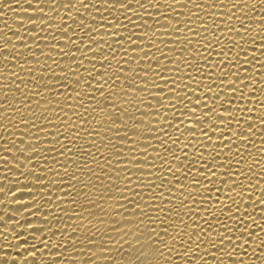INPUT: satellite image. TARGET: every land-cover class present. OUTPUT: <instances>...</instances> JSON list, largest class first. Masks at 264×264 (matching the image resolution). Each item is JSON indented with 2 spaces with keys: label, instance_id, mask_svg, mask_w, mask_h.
Segmentation results:
<instances>
[{
  "label": "snow or ice",
  "instance_id": "6c2138e0",
  "mask_svg": "<svg viewBox=\"0 0 264 264\" xmlns=\"http://www.w3.org/2000/svg\"><path fill=\"white\" fill-rule=\"evenodd\" d=\"M15 2V0H12ZM164 7L166 9L173 10V4L169 3L168 0H163ZM192 7L203 12L205 9V4H208L209 8L214 9L217 7V3H209V0H191ZM260 10L264 12V0H257ZM29 8L35 7L33 4L29 3ZM106 6L109 11V15L112 19L109 20L108 17H101L100 20H96L92 16V12L95 11L97 15L100 13V8ZM151 6L153 10L157 13V17H152L149 15V19L154 20V25L149 26L143 17H139L142 21V25H136L132 16L129 13L135 14V9L139 8L143 10L146 14L148 12V7ZM44 7H50L53 12H57V16L54 18L56 21V28L54 31L58 32L60 39L54 46L49 48V52H57L59 56L64 57L70 61V64L63 66L61 73L59 75L55 74L54 70L47 64L42 65L40 79L36 80L35 73L32 69H28L29 73L32 74V83L35 84L37 91L32 92L31 95L21 92L19 87H16V92H20L21 96L27 101L31 102L33 96L36 98L37 108L41 107L40 101L44 100L45 110H47V105L49 101L44 98L43 91L52 92L53 87L49 83L44 82L45 77L51 74V80L54 82V87L57 92L62 89H69L66 93V101H71L76 99L79 101V107L83 109L84 113L90 116V120L86 121L81 119L79 113H74L78 121L77 124H72L70 127L67 121H64L60 127H69V132L79 129L82 125L90 124L91 121H96L99 125L98 128L87 127L83 128V131L87 136L93 137L92 140L88 141L89 148L86 150H77L73 152L74 156L83 157L87 161L88 157L92 156L91 149L95 148L98 154L102 155L101 148L97 146L96 139L101 137L100 129H103V137L101 139V145L104 148L111 147L112 151L115 153V159L118 164H123L127 160L128 164L136 167V180L137 181H147L144 187L147 188L148 194L152 197L153 204L149 205L142 198L139 202L129 200L125 195L126 192L131 191L133 195H139L136 192L135 187L132 189L128 188V185L133 184L132 180V168L122 167L115 168L111 164L112 153H109L108 157H103L105 165L107 167H101L99 163L93 159V163L97 164V168L100 169L99 173H95L92 169H87V174L97 181L100 187H105L102 183L101 178L105 177L109 181L108 191L112 192V187H115L116 193H118L120 198H123L126 202L133 205L132 211L128 213V216L123 217L121 221H115L113 226H111L110 231L116 233L113 237L109 234H101L99 241L96 238V233H90L85 237V241L82 242L77 239L76 244H73L72 250L76 251V245H82L83 248L87 249V254L90 257L89 261H85V264H94V261L99 258L103 261V264H114L112 257L113 251L117 255L122 257V264H175L172 259L173 256L178 257L180 260L184 261V264H197L196 252L200 251V245L204 244L205 249L203 254H207L208 247L215 248L216 251H223L224 241L227 240L229 245H232L234 250L237 245L233 244L231 236L232 233L226 223H222L217 220L216 212L212 208H206L204 211L212 219L200 216L199 211L195 209L197 203V198L202 202H207L209 204L219 203L221 204L220 212L228 220H234L237 224V231H239V226L242 221L238 218L240 216L239 201L231 195H227V199L231 200V204H226L220 200L219 194L221 192V187L217 186L219 183L221 186L227 189L229 193L235 192L236 188H241V192L237 195H242L243 187L240 181H237V176H242L245 180L250 179L249 173L253 171V168L245 162V152L244 155L241 154L240 148L242 144L249 143L247 137L253 135L252 127L254 126L250 120L245 122L248 123V128L244 129L241 127L242 120L244 117L237 119L235 112L236 108H224V105H218L217 99L229 96V90L234 92L237 90L236 82L241 80L240 75H236L233 69L243 70V63L247 62V57L249 55L248 49L245 48V44L248 42L244 39V35L251 29L245 27L242 20L238 17H231L237 19L240 23L243 32L235 30V26L227 27L224 26V30L228 32H235V36H239L244 43H238L235 39L229 40L227 43L221 45L220 36L222 32L219 25H213L211 28L207 26V20H201L200 17L194 16L189 9L186 13L187 19L180 20L178 15H173L171 20L169 19L167 12L160 11V4H153V0H145V3H141L140 0H136V4L132 5L129 0H102V4H97L96 0H53V4H44ZM184 8H188L187 4L183 5ZM233 8L239 7L243 9L251 8L252 11L256 10V4L248 3H233ZM0 8L12 11V6L9 0H0ZM65 9V15L61 16L58 9ZM80 9H84L87 15H84L81 19ZM75 11L76 15L73 16L72 13ZM113 12H120L123 16V20L127 21V24L123 23L119 16H114ZM36 13L38 18L44 17L43 8L36 7ZM75 25V29L68 24V21ZM200 21L199 26H197V21ZM88 21H91L90 23ZM172 21H175L173 23ZM21 27L24 26L23 22ZM28 22L32 24V27L36 29V32L32 33L31 39L35 43L40 39V31L37 24L33 21L32 16L29 15ZM45 24V30L48 28V21L45 19L42 21ZM261 24H264V17L260 20ZM107 25V27H105ZM131 25V27H129ZM159 25L160 28L165 29L170 32L174 40L171 41L173 45H184V47L176 48L172 47L169 49L170 52H179V57L175 58L169 56L168 52H164L160 49L159 45L155 42L156 27ZM7 26V25H6ZM142 27L143 29H148L143 35H138L135 28ZM79 29V32L76 31ZM103 34H101V30ZM149 32L152 33L149 36ZM190 33L194 37H201L196 41L200 48L205 49L209 55L213 52L220 57V60L215 65H212V69L218 70L216 75L213 76L207 71L206 68H201L198 61L202 60L204 65H208V56H203L200 54L199 49L196 48V44L192 43V40L185 36L184 33ZM203 33H210V37L203 36ZM95 34V35H94ZM163 34V33H162ZM19 35V33L17 34ZM67 38L65 43L63 38ZM96 37H99L97 39ZM105 37H108L106 39ZM56 40V36H53ZM251 39V38H250ZM111 40V42H110ZM10 40L7 41V43ZM259 42L261 47L256 48V51L264 56V36H259L253 39V46ZM20 43L24 45V40L21 39ZM64 44V47L68 49L65 52L60 45ZM161 44L168 47V43L164 40H160ZM191 44L192 48L188 49L187 45ZM27 47V45H25ZM39 50V45H37ZM75 49V52H73ZM141 50L143 55H140ZM155 49L156 53L159 54V59H157L156 54L151 50ZM5 51H7V44L5 45ZM192 57V61L184 55L185 52ZM241 52L244 53V57H241ZM75 53H79L77 56ZM91 53V59L87 55ZM132 53L133 55H129ZM42 55H46L41 50ZM119 54V59H118ZM19 56V53L16 54ZM99 57V59H97ZM109 57L111 59H109ZM124 60V66H121V59ZM151 57V63L156 65V68L151 67V63L147 68L141 67L137 64V61L141 63ZM16 57H13L15 59ZM32 59L37 60L34 53H32ZM48 60H52L50 54L47 55ZM253 60L257 57L253 56ZM85 60L91 67L85 65ZM166 60L168 64L161 65L160 61ZM112 61H115L116 68L112 70ZM27 62V61H25ZM39 64L40 61L37 60ZM57 68H61L58 61L53 60ZM99 64L100 67L97 68L96 65ZM175 64V68H170L168 65ZM132 65H137L139 71ZM183 65L184 68H181ZM17 67L23 70V66L17 63ZM125 67L128 68V75H125ZM264 67V65H262ZM83 69V73L80 72ZM184 69L188 71L185 73L188 77L190 84L184 83L180 73L184 72ZM195 71L198 75L204 72L209 79H212L213 85L219 91L213 94L212 86H206L202 79H197L193 77L192 71ZM95 73V75H93ZM149 73L151 76L155 77L154 80L149 79ZM171 73V75H169ZM142 74V75H141ZM13 75H15L13 73ZM235 75V80H230V77ZM69 76L74 77V81L69 79ZM123 77V81L127 85L126 87H120V81ZM19 78V77H17ZM140 81V85H137V81ZM219 80L220 83L217 84L216 81ZM229 82L225 85L224 81ZM159 81L160 83H157ZM93 82L97 85L95 87V93H99L100 97L103 99V106L96 101L95 95L90 91H82L83 89L93 88ZM21 83H24L21 80ZM169 84L172 87H169ZM162 85V86H161ZM182 85V86H180ZM179 87V92L177 88ZM26 87V85H25ZM155 90L156 94H153ZM137 91L140 93L147 92L148 97L137 98L136 100L130 99ZM76 93L73 96L71 93ZM191 92V95L189 94ZM195 96L196 99L193 100L192 97ZM87 98L90 102L95 103L96 107L86 108L84 106V99ZM25 99L20 100V104L25 105ZM229 100H225V104L229 103ZM187 101V104H185ZM211 101V103L209 102ZM53 106L59 103L58 99L51 102ZM147 104L148 111H141V105ZM125 105L131 106L136 109V112L140 113L137 117L135 113H129ZM179 105V108L177 107ZM71 107V105H69ZM4 111H10L12 113H17V119L19 123L24 124L25 128L32 126L39 131V126L35 124L37 119H47L43 113L37 116L35 112H32L31 108L28 111L32 112L31 116L25 118L20 115L19 109L14 105L9 103V98L6 95L4 97V102L0 105ZM199 109V112L197 111ZM219 109H224L219 111ZM62 111V110H61ZM239 111L243 112L241 108ZM95 112L96 115H91ZM166 112L173 113L172 116L166 115ZM179 112L180 115H175ZM99 117V119H97ZM183 117V119L181 118ZM261 125L264 126V117L260 118ZM129 121L131 123H129ZM187 121V124H185ZM225 122H232L233 127L227 128L228 133L227 139H225V131H218L222 124ZM11 123V121H9ZM107 125V127L105 126ZM47 127V125H45ZM143 129V130H142ZM171 130V131H169ZM158 135H154L153 133ZM109 133H115L119 141V144H109L106 137ZM131 133V135H129ZM199 133V137L196 136ZM211 133V135H209ZM57 135H63L67 139V134L57 132ZM77 136L79 132L77 131ZM147 137H151L156 140L159 148H154L153 145L148 142ZM175 137V138H173ZM183 137V139H181ZM213 137H218L216 141H213ZM125 141L128 144H125ZM172 145H176L179 150V155L173 152L169 146L168 142ZM143 144L144 147L140 148L139 145ZM191 144L193 152L192 157H189L185 149ZM15 146V145H14ZM29 149L33 146L29 143L27 145ZM127 147V155L124 149ZM64 151H68L65 146H61ZM153 148L156 152L155 156L149 159L148 149ZM227 148V154L223 153L221 150ZM203 149V151H200ZM235 149V150H234ZM55 150V149H53ZM34 154H35V150ZM163 153L161 155L160 153ZM205 153H208L205 156ZM23 154V153H22ZM140 157H143L142 159ZM32 157H28L31 159ZM194 158V159H193ZM261 158L264 159V150H261ZM159 160V164L156 161ZM175 162L180 164V169H173V164ZM185 161L187 163H185ZM227 161H232L228 163ZM254 165H258L259 161L253 159ZM244 168L241 169V165ZM143 165L145 167H138ZM167 165V166H166ZM112 168L111 175L108 174V168ZM155 169V171H153ZM223 169L221 174L223 179L216 176L214 170ZM235 169V172H233ZM84 169L77 168L72 174V179L79 181V176L77 173H81ZM264 171V170H262ZM120 172L126 173L124 177V190L121 191L120 186L113 184L112 177L114 176L116 180H120ZM164 173V175H161ZM65 175H68L65 171ZM181 176L183 179H181ZM159 180L160 184L157 185L156 181ZM229 180L232 181L229 184ZM187 181V184L184 183ZM90 185L86 184L85 189ZM139 185H137L138 187ZM159 189V191H154V189ZM179 193L176 196L173 192ZM202 190V191H201ZM165 191L168 193L165 196ZM73 192L75 189L73 188ZM212 192L217 193L215 197H211ZM211 197V199H207ZM102 198V197H101ZM112 196H109L111 199ZM261 203L264 204V191L261 192ZM85 199L87 203L91 204L93 207H98L96 201L88 200L85 194ZM159 201H166L167 204L172 205V207L167 208V212L164 214L162 221H159L164 225L162 231H158L156 228H151L146 231L141 232L139 225L143 223L141 217H146L149 219L150 223H157V219H153L148 216L143 209L141 204L145 208L155 206L157 212H164V205L156 203ZM179 200V204H177ZM75 203V200L72 201ZM117 205H119L120 200H116ZM191 204L193 207L189 208L188 205ZM83 206H81L82 208ZM183 211L181 214V210ZM226 210V211H225ZM104 211V209H100ZM126 211V210H125ZM233 213L236 214L235 218ZM107 215V212H105ZM123 216V212H121ZM200 218V222L193 219V216ZM185 217L188 219L186 220ZM216 220L220 227L224 228V232L228 233L225 236L221 232L216 233V239L213 240L211 237V232L213 231L212 223ZM191 221V223H189ZM118 225V227H117ZM171 230V231H170ZM191 230V231H189ZM264 230V229H262ZM175 233V235H173ZM75 234V233H74ZM245 233H240L237 237L241 239ZM127 237V240L125 239ZM167 237V239H164ZM112 243H115V249L112 248ZM123 243L128 244V249L125 253L123 249ZM243 240L241 239V246ZM63 246V245H61ZM138 246V247H137ZM93 249H98V252H93ZM195 249V251H193ZM167 253V256L165 255ZM81 255L84 253L81 252ZM228 255H231L229 251ZM135 256V259H130L129 257ZM215 259V256H213ZM12 264H17L13 261ZM27 264V261H25ZM71 264H79L77 260H72Z\"/></svg>",
  "mask_w": 264,
  "mask_h": 264
},
{
  "label": "bare ground",
  "instance_id": "6f19581e",
  "mask_svg": "<svg viewBox=\"0 0 264 264\" xmlns=\"http://www.w3.org/2000/svg\"><path fill=\"white\" fill-rule=\"evenodd\" d=\"M9 2L11 3L12 11L0 8V105L3 104L4 97L7 95L9 103L19 109L20 115L27 118L31 116L32 112H35L37 116L43 113L47 119L35 120V124L39 126V131L32 126L25 128L24 124L19 123L17 113L4 111L0 108V264H12L13 261H16L17 264H25V261H27V264H71L72 260H77L79 264H85V261L90 260L87 249L83 248L82 245H76V251L72 250V246L76 244L77 239L84 242L85 237L93 232L96 233L98 241L100 235L105 233L115 237L116 233L110 231L111 226H113L115 221H121L123 217L128 216V213L132 211L133 207L131 203L119 197L115 187H112V192L109 193V181L107 178H101L105 187H100L98 182L87 174V169H92L95 173H99L100 171V169L97 168V164L92 162L93 159H95L101 167H107L103 157H108L111 152L113 157L111 158L112 166L117 169L125 166L132 168V180L134 183L128 185V188L132 189L135 187L139 195H133L131 191H128L125 195L129 200L139 202V199L142 198L149 205H152V197L148 194L147 188L144 187L147 181L136 180V167L128 164L127 160H125L123 164H118L117 160L114 158L115 153L112 151L111 147L104 148L101 145V139L104 138L102 128L100 129L101 137L97 138L95 141L97 146L101 148L102 155L98 154L95 148L91 149L92 156L88 157L87 161H85L83 157L73 155L74 151L88 149L89 144L87 142L93 139V137L85 134L83 128H98L99 125L96 124V121H91L90 124L82 125L79 129L69 132V127L72 124L78 123L74 113H79L81 119L86 121L90 120V116L85 114L83 109L79 107L78 100L73 99L65 103L66 93L69 92V89H62L57 92L54 87V82L51 80V74L47 75L45 81L41 82H47L53 87L52 92L43 91L44 98L49 101L47 110H45L43 99L40 101L41 107L37 108L36 98L34 96L31 102H29L21 96L20 92H16V87H19L21 92L28 95L37 91L35 84L32 83V74L29 73L28 69H32L35 73L36 80H39L42 74V65L47 64L54 70L55 74L59 75L63 66L70 64V61L59 56L57 52H49V48L54 46L60 39L59 33L54 31L56 28V21L54 18L57 16V12H53L50 7H44V4L52 5L53 0H15V2L9 0ZM57 2H59V0H57ZM129 2L132 5L136 4V0H129ZM140 2L145 3V0H140ZM168 2L173 4V10L166 9L163 0H153V4H160V11L162 13H168L170 20L173 15H178L180 20H186V13L190 9L194 16L200 17L201 20L206 19L209 28L213 25H219L222 32V35L219 37L221 45L227 43L231 39H235L238 43H244L239 36H235L234 31L228 32L224 30V26L227 25V27L235 26V30L243 32L237 19L231 17H238L243 21L245 27L251 29L244 35V39L248 41L245 44V48L248 49L249 53L247 62L242 60L243 70L233 69V72L241 77V80L236 82L237 90L234 94L229 90L230 100L229 97L217 99V104L224 105V108H236L237 111L235 115L237 119H241V117L245 118V120L241 122L242 128H248L249 125L245 122L247 120H250L254 125L252 127L253 135L247 137L249 143L242 144L240 148L242 155H244L245 152L247 153V155H245V162L253 168V171L249 173L250 179L245 180L242 176L236 177L237 181H240L243 187L242 195H237V193L241 192V188H236L235 192L229 193L226 188L217 183V186L221 187V192L219 194L221 201L226 204H231L232 201L227 199V195H231L240 202L239 207L241 214L238 218L242 221V224L239 226V231H237V224L234 220H228L221 214V204H209L197 198V203L195 205V209L199 211L200 216L207 217L210 220L212 217H209L204 209H214L217 220L226 223L231 232L235 233L231 236V239L233 244L237 245V247L233 250L232 245H229L227 240H225L222 246L223 251L218 252L215 248L208 247L207 254H203L205 245L201 244L200 251L195 254L197 264H264V230H262L264 229V204L260 202L262 199L261 192L264 191V171H262L264 170V159L261 158V150H264V126L261 125L260 120L261 117H264V67H262V65H264V56H261L260 53L256 51V48L261 47L258 41L255 46H253V39L264 36V24L260 23L261 18L264 17V12L260 10L257 0H219V3H217V0H209V3H217V7L214 9L209 8L206 3L203 12L193 8L191 0H168ZM197 2H200V0H197ZM29 3L33 4L35 7L29 8ZM96 3L102 4V0H96ZM233 3L256 4V10L252 11L251 8H245L243 9V13L246 15H242V10L239 7H232ZM184 4L188 5L187 9L183 7ZM36 7L43 8L44 17L38 18ZM147 7V14L139 8L135 9V14L129 13L136 25H142V21L139 17H143V20L146 21L150 27L154 25V20L149 19V15L157 17V13L151 6ZM58 12L67 20L65 9L60 8ZM80 13L81 19H83L84 15H87L84 9H80ZM29 15L32 16L37 27L41 29L39 33L40 39L35 43L32 41L31 35L36 32V29L28 22ZM72 15H76L75 11ZM113 15L119 16L123 23L127 24V21L123 20V16L120 12H113ZM92 16L95 17L96 20H100L101 17H108L109 20L112 19L106 6L100 8L99 15L93 11ZM45 19L48 21L47 30H45V24L42 22ZM18 21L23 22L24 26L21 27V23ZM88 22L90 23L91 21ZM172 22L175 23V21ZM68 24L75 29V25H72L70 20ZM199 24L200 21L198 20L197 26H199ZM105 27H107V25ZM129 27H131V25H129ZM155 27L157 36L155 42L159 45L160 49L164 52H168L169 56L178 58L179 52H170L169 49L172 47H184V45H173L171 41L174 40L175 37H173L170 32L160 28L159 25H155ZM76 31L79 32V29H76ZM103 31L102 29L101 34H103ZM134 31H136L138 35H143L148 29L137 27ZM18 33L19 35H17ZM151 35L152 33L149 32V36ZM184 35L188 36L193 44H196V41L201 39V37H194L187 32H185ZM53 36H56L57 39L54 40ZM203 36L210 37V33H203ZM96 38L99 39V37ZM105 38L108 39V37ZM21 39L24 40V45L20 43ZM8 40H10V43H7ZM63 40L65 43L67 42L66 37H64ZM160 40L166 41L168 47L166 48L164 44H161ZM6 44L7 51H5ZM25 45H27V47H25ZM37 45H39V50ZM60 47L65 52L68 51L63 43ZM187 47L191 49L192 45L189 44ZM196 48L199 49L201 55L208 56L209 61L208 65H204L203 61L199 60V66L201 68H206L209 73L215 76L218 70L214 71L211 66L218 63L220 57L214 52L209 55L205 49L199 47V44H196ZM41 50L46 55H42ZM137 51L140 52L141 56L143 55L141 50L138 49ZM151 51L156 54L157 59H159V54L156 53L155 49ZM73 52H75V49H73ZM17 53H19V56H16ZM32 53H34L37 60L40 61L39 64L37 60L32 59ZM48 54L52 56V60L47 59ZM75 54L79 56V53ZM87 55L91 59V53ZM129 55L131 56L133 54L129 53ZM184 55L189 61H192V57L188 55L187 51ZM253 56L257 57V59L253 60ZM13 57L16 58L13 59ZM241 57H244L243 52H241ZM119 58L118 54V59ZM97 59H99V57H97ZM109 59L111 58L109 57ZM125 59H127V57L121 59V66H124ZM53 60L58 61L61 68H57ZM17 63L23 66V70L16 66ZM84 63L87 67H91L87 60H85ZM150 63L151 57L145 59L142 63L137 61V64L144 68H147ZM160 63L164 65L168 64V61L161 60ZM112 65V70H115V61H112ZM168 66L170 68L176 67L175 64ZM96 67L99 68L100 65L97 64ZM132 67L136 68V71H139L137 65H132ZM151 67L155 69L156 65L151 63ZM180 67L184 68L183 65H180ZM83 71V69H80L81 73H83ZM187 71V69H184V72L180 73V75L184 83L190 84L191 82L185 74ZM13 73L15 75H13ZM128 74V68L125 67V75ZM93 75H95V73H93ZM169 75H171V73H169ZM192 75L197 79H202L206 86L211 85L213 94L219 91V89L213 85L212 79H209L204 72L198 75L193 70ZM69 79L74 81L75 78L69 76ZM149 79L154 80L155 77L151 76V73H149ZM21 80H23L24 83H21ZM230 80L234 81L235 75H232ZM228 82V80L224 81L225 85ZM157 83L160 82L157 81ZM216 83L219 84L220 81L217 80ZM137 85H140L139 80L137 81ZM96 86L95 82H93V88H82V91L92 92L96 97V101L102 107L103 99L100 97L99 93H95ZM126 86L122 77L120 87ZM180 86L177 88L178 92ZM169 87H172V85L169 84ZM71 94L73 96L76 95L74 92ZM153 94H156L155 90H153ZM189 94L191 95V92H189ZM138 97L146 98L148 97V93H140L137 91L130 99L136 100ZM22 99H25V105L27 106L20 104V100ZM57 99L59 103L53 106L51 102ZM192 99L195 100L196 97L193 96ZM225 100H229V103L225 104ZM209 102L211 103V101ZM185 104H187V101H185ZM69 105H71V107H69ZM84 106L91 110L96 107V104L85 98ZM29 107L32 112L28 111ZM125 107L129 113H135L137 117L140 116V113L136 112L135 108L128 105H125ZM177 107L179 108V105H177ZM241 108L244 110L243 112L239 111ZM148 110L147 104L141 105V111ZM223 110L224 109H219V111ZM197 111L199 112V109H197ZM91 115H96V113L92 112ZM166 115L172 116L173 113L166 112ZM175 115H180V113L176 112ZM181 118L183 119V117ZM97 119H99V117H97ZM9 121H11V123H9ZM64 121H67L69 127H60ZM129 123L131 122L129 121ZM185 124H187V121H185ZM45 125H47V127H45ZM105 126L107 127V125ZM230 127H233V123L225 122L218 130L225 131V139L228 137L226 129ZM77 131L79 132V136H77ZM57 132L67 134L68 138L65 139L63 135L58 136ZM153 134L158 135L155 132ZM129 135H131V133H129ZM209 135H211V133H209ZM196 136L199 137V133H196ZM199 138L201 140L203 139L202 137ZM106 139L109 144H119L115 133H109ZM181 139H183V137ZM217 139L218 137H213V141ZM147 140L154 148H159L156 140L151 137H147ZM29 143L33 146L32 149L27 147ZM125 144L127 145L128 142L125 141ZM62 145L65 146L68 151H64L61 148ZM168 146L173 152L179 155V150L176 145H172L169 141ZM139 147L143 148L144 145L140 144ZM33 150H35V154ZM124 151L127 155V147ZM185 151L188 153L189 157H192L193 149L191 144L188 145ZM200 151H203V149H200ZM221 151L227 154V148ZM148 152L150 154L149 159L156 155L153 148H149ZM160 154L163 155L162 152ZM207 155L208 153H205V156ZM30 156L32 158L28 159ZM140 158L142 159L143 157ZM253 159L258 160L259 164L254 165L252 163ZM227 162L231 163L232 161ZM156 163L159 164V160H157ZM170 163L173 164L174 170L180 169L181 167L178 163L171 161ZM185 163L187 162L185 161ZM78 167L84 169L81 173H77L80 178L79 181L72 179L71 176ZM138 167L145 166L140 165ZM240 167L243 169L244 165L242 164ZM107 170L108 174L111 175L112 168L109 167ZM65 171H67L68 175H65ZM153 171H155V169ZM214 171L217 177L223 179L221 175L224 171L223 169ZM233 172H235V169H233ZM125 175L126 173L120 172V180H116L114 176L112 177L113 184L120 186L121 191L124 190ZM161 175H164V173H161ZM181 179H183L182 176ZM184 183L187 184V181H184ZM231 183L232 181L229 180V184ZM86 184L90 186L85 189ZM156 184L159 185L160 181L157 180ZM137 185L139 186L137 187ZM73 188L75 192H73ZM154 191H159V189H154ZM173 192L176 196H179V193L175 192V189ZM85 194L88 200L96 201L98 207H93L91 204L87 203ZM110 195L112 196L111 199H109ZM167 195L168 193L165 191V196L167 197ZM216 195L217 193L212 192L211 197H215ZM211 197L206 196V200L211 199ZM117 199L120 200L119 205L116 203ZM73 200H75V203L72 202ZM156 203L164 205V212H157L155 206L145 208L143 204H141V208L148 216L158 220L157 223L153 224L150 223L149 219L146 217H141V219H143V223L139 225L141 232L151 228L162 231L164 225L159 221L163 220L167 208L172 207V205L167 204L166 201L159 200H157ZM177 204H179V200H177ZM81 206L83 207L81 208ZM188 207L191 208L193 206L189 204ZM101 208L104 209V211H100ZM183 211H187V209L181 210V214ZM105 212H107V215H105ZM121 212H123V216ZM233 216L235 218L236 214L233 213ZM185 219L187 220L188 218L185 217ZM193 219L200 222V218L195 215ZM189 223H191V221H189ZM212 228L211 237L213 240L217 238V232H221L225 236L228 235V233L224 232V228L217 224L216 220H213ZM245 231L247 234L241 238L243 240L241 246V239L237 237L240 233H245ZM173 235H175V233H173ZM125 239L127 240V237H125ZM164 239H167V237H164ZM115 247V243H112V248L115 249ZM123 249L126 253L128 249L127 243H123ZM92 251L98 252L99 250L93 249ZM193 251H195V249H193ZM229 251L231 252L230 256L228 255ZM81 252L84 254L81 255ZM165 255L167 256V253H165ZM213 256H215V259H213ZM111 258L114 264H122V257L117 255L115 251H113ZM129 258L134 260L135 256ZM172 259L175 261V264H184V261L176 256H173ZM94 264H103V261L97 258Z\"/></svg>",
  "mask_w": 264,
  "mask_h": 264
}]
</instances>
